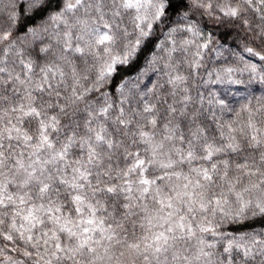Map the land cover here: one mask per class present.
<instances>
[{"label":"snow or ice","instance_id":"6c2138e0","mask_svg":"<svg viewBox=\"0 0 264 264\" xmlns=\"http://www.w3.org/2000/svg\"><path fill=\"white\" fill-rule=\"evenodd\" d=\"M0 264H264V0H0Z\"/></svg>","mask_w":264,"mask_h":264},{"label":"trees","instance_id":"16d2710c","mask_svg":"<svg viewBox=\"0 0 264 264\" xmlns=\"http://www.w3.org/2000/svg\"><path fill=\"white\" fill-rule=\"evenodd\" d=\"M227 55H228V53L227 52H224V57H226ZM224 57L217 58L214 53L206 52V54H205V62L206 63L210 62V66H217V67L223 66V59H224ZM240 66H242V65H240ZM238 75H240V74H238ZM241 78L247 79V73H244L241 76ZM153 79H155V77H153ZM259 94L260 93L257 92V95H259Z\"/></svg>","mask_w":264,"mask_h":264}]
</instances>
